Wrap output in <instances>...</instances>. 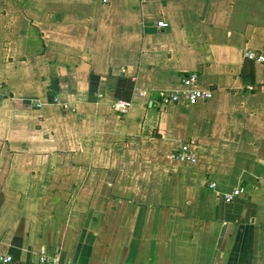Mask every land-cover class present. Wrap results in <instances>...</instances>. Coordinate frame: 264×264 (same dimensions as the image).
Returning a JSON list of instances; mask_svg holds the SVG:
<instances>
[{
    "label": "crops",
    "instance_id": "0c3cea01",
    "mask_svg": "<svg viewBox=\"0 0 264 264\" xmlns=\"http://www.w3.org/2000/svg\"><path fill=\"white\" fill-rule=\"evenodd\" d=\"M246 51L264 56V0H0V253L264 264V61ZM191 72L211 98L158 107ZM182 143L193 161L169 156Z\"/></svg>",
    "mask_w": 264,
    "mask_h": 264
},
{
    "label": "built area",
    "instance_id": "2783aa9c",
    "mask_svg": "<svg viewBox=\"0 0 264 264\" xmlns=\"http://www.w3.org/2000/svg\"><path fill=\"white\" fill-rule=\"evenodd\" d=\"M165 25H166L165 22H163L162 20L156 22V26L158 28H163ZM244 55L248 59H252L259 62L264 61V56L262 54H256L253 51H246ZM211 96H212V91L210 89L201 88L197 86L196 75L195 73L191 72L181 77L180 89L165 91L161 93L159 96V100L157 101V105L158 107H164L170 103L178 102L180 100H183L187 103H191L199 100L205 101L211 98ZM116 106L119 107V110L122 111L125 107V104L123 102H118ZM187 146L188 145L186 143L180 144L177 149H175L170 153L169 156L174 159L193 161L194 154L192 151H190L187 148ZM241 191H242L241 187H237L233 189L231 193L226 195V199L231 200ZM0 264H19V263L14 261L10 255L0 253ZM37 264H74V263L65 259L61 260L57 258L56 255L48 254L45 251H41V254L37 260Z\"/></svg>",
    "mask_w": 264,
    "mask_h": 264
}]
</instances>
